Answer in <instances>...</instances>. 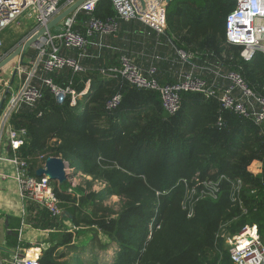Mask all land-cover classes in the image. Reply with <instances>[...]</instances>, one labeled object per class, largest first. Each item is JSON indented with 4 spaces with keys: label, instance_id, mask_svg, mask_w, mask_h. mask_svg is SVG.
I'll list each match as a JSON object with an SVG mask.
<instances>
[{
    "label": "trees",
    "instance_id": "1",
    "mask_svg": "<svg viewBox=\"0 0 264 264\" xmlns=\"http://www.w3.org/2000/svg\"><path fill=\"white\" fill-rule=\"evenodd\" d=\"M172 2L165 34L174 46L216 61L264 99V54L255 52L244 60L242 47L226 42L225 18L234 2ZM93 14L115 16L107 0ZM88 78L90 90L74 106L68 100L56 102L45 90L34 110L11 116L15 126L27 130L22 156L61 155L75 172L105 184L99 193L89 194V212L80 208L82 199L80 206L72 205L74 235L85 234L87 242L69 244L73 233L65 232L59 243L66 251L55 254L59 244L50 247L40 264H233L221 232L233 234L244 224H255L262 232L264 225V124L222 106L217 89L208 96L181 91L179 108L170 114L159 91L136 87L119 75L87 70L74 74L72 86L79 90ZM117 93L118 106L107 109V100ZM65 185L52 187L61 201L74 202L61 188ZM110 196L120 199L117 212L100 204ZM28 207L37 223L50 219L46 226L56 225L45 208ZM100 234L113 243L110 261L99 260V251L110 244L101 242ZM90 243L95 251L88 249Z\"/></svg>",
    "mask_w": 264,
    "mask_h": 264
},
{
    "label": "built area",
    "instance_id": "2",
    "mask_svg": "<svg viewBox=\"0 0 264 264\" xmlns=\"http://www.w3.org/2000/svg\"><path fill=\"white\" fill-rule=\"evenodd\" d=\"M76 0H0V62L8 54L2 50L1 33L20 19L32 20L31 36L45 27L59 12ZM103 0H84L75 10L62 19L58 28L46 30L30 46L36 50L34 59L19 55L0 68V161L6 160L13 167V176L18 184L20 196L27 203H34L45 208L55 218H62L61 200L55 194L51 180L45 176H36L35 168L43 167L47 153L33 157L22 156L19 149L28 143L25 127H17L10 120L14 113L27 109L32 111L48 90L56 102L68 100L70 106L90 90L91 80L84 82V89L78 91L72 86L69 77L66 83L59 84L54 76L64 70L72 73L85 72L81 61L87 55L89 46L100 47L101 42L93 40L98 36L115 35L118 20H137L156 33H165L167 28L166 10L170 0H107L111 3L115 17L99 18L93 14L96 5ZM234 7L225 18L226 42L242 47L240 56L249 60L255 52L264 54V0H232ZM27 37V38H28ZM43 38V42L39 39ZM24 42V41H23ZM22 42V43H23ZM28 49V48H27ZM26 49V50H27ZM74 51L75 55L63 54ZM181 58L188 55L178 50ZM193 57V56H191ZM230 83L222 90V106L232 108L239 114L251 118L256 124H264V99L255 96L243 83L238 74L232 71L220 72ZM143 72L128 57L122 58L119 66L99 68L103 76L117 75L130 84L160 93L163 108L173 114L179 108V93L185 90L205 92L206 96L216 85L207 86L203 79L182 75L174 83L159 84L155 78V67ZM14 80L16 81L14 83ZM3 86V88H1ZM3 99V102L1 103ZM249 99V100H248ZM121 100L120 94H114L106 102V108L115 109ZM42 111L37 112L41 116ZM62 158L61 155H58ZM260 167V163H258ZM69 169V168H68ZM68 172V170H67ZM34 173V174H33ZM0 178L6 175L0 172ZM217 187V185H214ZM214 187V191L217 188ZM67 188V192H71ZM67 225V222H64ZM69 226L68 231L76 229ZM74 228V229H72ZM72 229V230H71ZM227 254L233 264H264V243L254 225L244 224L233 234L221 232ZM0 264H40L39 256L11 254L0 260ZM220 264V263H219Z\"/></svg>",
    "mask_w": 264,
    "mask_h": 264
},
{
    "label": "crops",
    "instance_id": "3",
    "mask_svg": "<svg viewBox=\"0 0 264 264\" xmlns=\"http://www.w3.org/2000/svg\"><path fill=\"white\" fill-rule=\"evenodd\" d=\"M170 3V2H169ZM116 15V14H115ZM115 17V16H114ZM118 20V30L115 35H105L101 38H98L96 35L93 40L101 42L100 47H94L89 46L87 48V55H90L86 57L84 60L81 61L82 66L87 70H93V69H99L101 67H107V66H119V56L124 55L128 58H130L136 66H138L143 72H146V69L148 68V65H143L142 59V53L141 49L143 48V44H145V41H143L142 44H139L137 40L139 39V34L146 33L148 31V27L137 21V20H130V21H123L121 19ZM33 24H29L28 26L23 25L21 22H19V26L12 28L9 27L5 31L11 32V36H16L15 39H13L11 36H9V39H13V42L15 43V46L6 47L3 50L5 53H9L11 51H14L22 42L28 37L30 32L32 31ZM12 28V29H11ZM29 29V31H28ZM126 29V30H125ZM150 29V28H149ZM5 31L1 33V36H7L5 35ZM20 32V36L23 33L22 37H18ZM126 33L128 34V37L123 40L117 37L119 34L120 36ZM153 39H150V44H153L155 41L154 39L157 37L156 34L152 33ZM166 35V34H165ZM127 36V35H126ZM125 36V37H126ZM169 40L170 37L166 35ZM18 37V38H17ZM122 37V36H121ZM7 39V38H6ZM154 40V41H151ZM129 47V49L119 48L118 50L115 48L118 45L125 44V42ZM166 43V40L165 42ZM142 45V46H141ZM154 45V44H153ZM135 46L138 48L135 49ZM162 46V45H161ZM117 50V51H115ZM125 50H128V54L126 55L124 53ZM109 52H112L110 54ZM124 53V54H123ZM63 54L71 55L69 51H63ZM194 57V56H193ZM173 62L171 60H167L165 62H162L159 64L157 73L155 78L160 83H170L178 80V77L180 78L183 74L170 72L173 70ZM162 69V70H161ZM86 71L84 73H86ZM226 72V70H224ZM63 72V71H62ZM58 73L54 76V79H59V84L66 83L69 77H74L75 73H72L69 69L66 70L64 73ZM223 72V74L225 73ZM182 74V75H180ZM89 79V78H88ZM221 83L224 85L219 88V90L222 92V90L230 83L225 77H220ZM16 81L14 80V83ZM218 87V86H217ZM84 89V86L79 89L78 91H81ZM46 153V152H42ZM39 168V167H37ZM35 168V170L37 169ZM68 168L71 170V167ZM68 169V170H69ZM0 172L6 175V178H0V260L4 258H8L11 254H18L20 256H24L25 253L28 254L29 250H37L38 253L35 254L38 255L39 258L43 255V253L49 249L52 246H55L59 244L56 247V253L64 252L66 251L65 247L61 245V236L63 233L71 232L73 233L72 240L69 244H83L87 242V238L85 236L76 237L74 235L75 230L68 231L67 228L69 226H76L75 223L72 221V205H78L77 198H75L74 202H66L61 201L60 206L63 210L62 218H56V225L53 227H48L46 224L50 221L46 220L44 222L37 223L34 221L35 212L29 211V203L25 202L21 196L18 184L13 176V167L11 164L7 163L6 160L0 161ZM77 174L83 175L80 172L76 173L73 168L72 172L69 173L71 176V180L67 182L65 186H62L61 188L64 190V192L68 193L66 190L68 185L71 183L73 185L77 184V180H79L77 177ZM57 185H61L58 184ZM71 192H74L73 190H70ZM68 193L73 195L72 193ZM75 213V211H73ZM64 222H67V225H65ZM35 223L38 224V226L34 225ZM45 225V226H41ZM70 227V228H71ZM102 236L99 235L100 241L103 243H110L109 239H107L106 236H104V239H102ZM109 244V245H110ZM34 255V254H31ZM65 258H62L60 260H64Z\"/></svg>",
    "mask_w": 264,
    "mask_h": 264
},
{
    "label": "rangeland",
    "instance_id": "4",
    "mask_svg": "<svg viewBox=\"0 0 264 264\" xmlns=\"http://www.w3.org/2000/svg\"><path fill=\"white\" fill-rule=\"evenodd\" d=\"M172 1L168 5L169 10L174 9L175 4ZM20 22L23 25L28 26L29 24L32 23V20L31 19L26 20L24 18H21ZM18 26H19V24H14L12 26V28L15 29V27H18ZM28 31H29V29H28ZM4 33H5V35L7 34V36H5V37L2 36V49L6 48V47H11L13 45L15 46V43L17 41L13 42L12 40L15 39L16 36H11L10 34H12V33L8 32V31H5ZM152 33L153 34L155 33L157 36L154 39L155 41L151 40V41H154L153 42L154 45L150 44V41H149L150 39H153V36L151 35ZM9 36H11L13 39L10 40ZM19 36H20V32H19L18 37ZM22 36H23V33L21 34L20 37H22ZM121 36H120V34L117 36L119 38V40H120V38L125 40L128 37V34L123 33ZM137 37H139V39L137 40V42L139 44H142L143 41H145V44H143V48L138 49V50H141V53L143 55L141 61L143 62V65H146V66L148 65V68L146 70L151 69L150 66L155 67L156 68L155 75L157 73V70H158L157 66L159 64H161L162 62H165L167 60H171L174 65L172 67L173 70L170 72L176 73V75L178 73H182L183 75L189 74L191 77L203 79L205 82V85H207V86L216 85V86H218V88H221L224 85L223 83H221V80H223V82H224V79H220V77L218 75L219 66H218V63L216 61L204 60V59L201 60L198 57H191V56H185V58H181V56L178 52V49L174 46V44L171 42V40H169V38L165 35V33L159 34V33H156L155 31H153L149 28H148V31L146 33H144V34L140 33L139 36H137ZM165 40H166V43H164ZM129 47L130 46H128L125 42V44L118 45L115 48L118 50L119 48H124V49L128 48L129 49ZM137 48L138 47L135 46V49H137ZM117 50H115V51H117ZM109 53L112 54V52H109ZM124 53L127 55L128 50H125ZM70 54L75 55L74 51H70ZM25 55H26L27 59H34V57L36 55V50L28 47ZM122 58H126V56L120 55L119 61L122 62ZM12 63H13V61H12ZM12 63H11V65H12ZM64 72H66V70H64L62 73H64ZM220 72L223 74V72H225V71L223 69V70H220ZM182 74H180V75H182ZM178 79L181 80L182 77H180V78L178 77ZM1 88H3V86H1ZM67 163H68V165H70L69 161H67ZM257 166H259V164L254 163L253 167L255 169ZM70 172H72V168H71V170L70 169L68 170V173H70ZM76 173H78V172H76ZM69 176H71V175H69ZM76 178L79 179V180H77V184L73 185L71 183V185L69 184L68 187H70V189L74 191L71 193L73 194L72 196L77 198L78 204L80 203L81 199L84 200V202H82L84 206L81 207L80 204H79V206L82 210H84V212L87 213L91 209V206L89 204L90 200H88L89 194L99 193L105 184L100 179H94L91 176L84 175V174L83 175L77 174ZM69 180H71V178L67 177V180L65 181L66 184ZM52 184H57V182L52 181ZM68 193H70V192H68ZM100 204L103 207L110 208L113 212H117V210L120 207V199L117 196H110V197L102 199ZM107 215L110 217H113L115 214L114 213H108ZM254 226L256 227L258 234L262 237L263 243H264V225H263L262 232H260L258 230L257 225L254 224ZM89 234H91V232H89L87 235H89ZM82 235L85 236V234H82ZM102 239H104V236H102ZM90 248L93 249V251H95L97 247L94 245V243H92V244L90 243L88 245V249L90 250ZM113 250H114V246H113V244H110L109 247H107L105 250L99 251L100 262H101V260L102 261H104V260L110 261L112 259V256H113V254H112Z\"/></svg>",
    "mask_w": 264,
    "mask_h": 264
},
{
    "label": "water",
    "instance_id": "5",
    "mask_svg": "<svg viewBox=\"0 0 264 264\" xmlns=\"http://www.w3.org/2000/svg\"><path fill=\"white\" fill-rule=\"evenodd\" d=\"M83 1L84 0H76L66 9L59 12L45 27H42L36 33L26 38L22 44H20L14 51H12L0 62V68L5 64H7L8 62H10L17 55H19L20 58L22 59L26 49L30 47L31 44L38 37L42 36L46 30H49L51 28H58L59 23L62 21V19L65 18L67 15H69L73 10H75ZM171 1L172 0H170V2ZM2 102L3 99L1 103ZM67 170H68V163L65 159L61 158L60 156H47L44 161V166L37 168L35 170V175L36 176L45 175L51 181H56L58 184H62L67 180V176L69 175Z\"/></svg>",
    "mask_w": 264,
    "mask_h": 264
},
{
    "label": "bare ground",
    "instance_id": "6",
    "mask_svg": "<svg viewBox=\"0 0 264 264\" xmlns=\"http://www.w3.org/2000/svg\"><path fill=\"white\" fill-rule=\"evenodd\" d=\"M43 41H44L43 38H40V39H39V42H43ZM11 63H12V61L9 62V65H11ZM37 253H38V251H37V250H34V249L28 251V254H29V255H31V254H34V255H35V254H37Z\"/></svg>",
    "mask_w": 264,
    "mask_h": 264
}]
</instances>
